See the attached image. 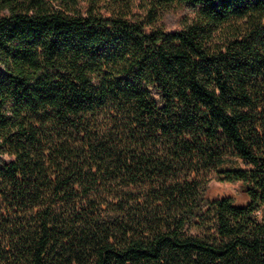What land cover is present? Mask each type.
<instances>
[{
  "label": "trees",
  "instance_id": "obj_1",
  "mask_svg": "<svg viewBox=\"0 0 264 264\" xmlns=\"http://www.w3.org/2000/svg\"><path fill=\"white\" fill-rule=\"evenodd\" d=\"M149 1L197 13L0 0V264H264V0Z\"/></svg>",
  "mask_w": 264,
  "mask_h": 264
},
{
  "label": "rangeland",
  "instance_id": "obj_2",
  "mask_svg": "<svg viewBox=\"0 0 264 264\" xmlns=\"http://www.w3.org/2000/svg\"><path fill=\"white\" fill-rule=\"evenodd\" d=\"M52 4L54 8H59L56 3ZM76 8L83 16L91 14L102 17H120L128 22L141 25L147 30L161 29L167 32L180 29L197 13L195 8L187 5L159 6L149 0H94L93 3L79 0ZM205 179V198L229 196L236 203H243L246 200L240 184L221 183L215 173L208 174ZM4 215L6 218H12L8 213ZM255 220L257 223L264 224V209L255 215ZM214 232L213 222L205 227L191 226L188 231L189 235L202 239L210 238Z\"/></svg>",
  "mask_w": 264,
  "mask_h": 264
}]
</instances>
